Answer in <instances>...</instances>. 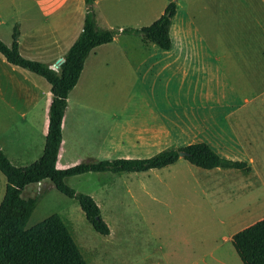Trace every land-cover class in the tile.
Returning <instances> with one entry per match:
<instances>
[{
  "label": "rangeland",
  "instance_id": "rangeland-1",
  "mask_svg": "<svg viewBox=\"0 0 264 264\" xmlns=\"http://www.w3.org/2000/svg\"><path fill=\"white\" fill-rule=\"evenodd\" d=\"M10 1L0 0L4 19L14 17ZM26 1H16L17 8L26 9ZM169 1L177 3L169 29L171 48L143 42L140 35H116L98 52L94 65L87 64L85 73L98 71V79L86 76L69 92L70 108L109 112L134 102L142 112L162 108L169 115L182 113L185 122H192L195 113L224 112L231 115L232 127L226 137L235 139L236 148L246 141L254 146L257 138L260 147L251 153L255 160L247 176L234 170H205L183 157L147 172L71 176L66 184L93 198L110 228L108 235L95 232L77 201L49 180L26 186L24 198L41 195L26 228L61 214L88 264H242L227 238L264 217V54L259 55L264 51V0H98L96 22L101 28L147 26ZM11 25L6 21L0 26V39L6 44ZM122 52L136 62L145 57L146 65L128 69ZM152 86V97L127 100L129 92L143 93ZM206 118L194 124L195 136L188 132L178 139L213 140L216 135L207 129L198 133ZM175 143L169 140L168 147L186 144ZM85 161L78 151L69 166ZM232 173H239L241 187L235 184L238 180H225Z\"/></svg>",
  "mask_w": 264,
  "mask_h": 264
},
{
  "label": "crops",
  "instance_id": "crops-1",
  "mask_svg": "<svg viewBox=\"0 0 264 264\" xmlns=\"http://www.w3.org/2000/svg\"><path fill=\"white\" fill-rule=\"evenodd\" d=\"M16 1L18 0H11L9 3L12 6L10 10L15 13L14 17L4 19L0 15V26L6 21H11V35L15 27L18 30L20 54L23 56L24 53L25 58L47 63L54 68L82 29L84 0H27L25 4L27 8L22 11L17 8ZM97 2L98 0L95 1V5ZM11 35L10 43L4 42L6 45L11 44ZM111 43L113 41L90 51L77 84L86 76L89 80L98 79L100 76L98 71L94 72L91 69L87 74L85 73L87 64L93 66L98 58V52ZM122 54L125 56L128 69L146 65L145 57L143 61L136 62L130 60L127 52ZM262 54L264 51H260L259 55ZM154 90L156 89L152 86L150 89L145 87L143 93L129 92L127 100L134 101L133 96L141 98L143 94L148 99L147 95L152 97ZM51 100L50 84L43 77L8 63L0 54V148L12 162L26 164L41 155L46 139ZM169 116L177 119L173 120ZM230 116L224 112H211L205 116L195 113L191 116L192 122H185L182 113L169 115L166 109L162 108L155 112H142L137 109L134 102L128 108L124 106L122 110L92 112L79 105L70 108L68 94L63 117V140L56 165L58 168L68 167L78 151L86 161H96L114 158H147L169 148V140L176 141L175 144L186 143L174 145V147H183L193 143V140H179L178 137H185L188 132L194 133L195 136L194 124L199 122L200 117H207L203 122L206 124L198 133L207 129L209 134L216 135L213 140L207 142L208 145L219 155L244 161L250 166L255 160L251 153L260 147L259 140L257 138L254 146L246 141L236 148L234 138L228 140L226 137L228 130L232 128ZM2 176L4 175H0V189L6 180ZM69 178L71 177H66L65 182ZM225 180L233 182L238 180L235 184L239 182L241 187L239 173L226 174ZM44 181L37 184H42ZM232 235L227 240H231Z\"/></svg>",
  "mask_w": 264,
  "mask_h": 264
},
{
  "label": "trees",
  "instance_id": "trees-1",
  "mask_svg": "<svg viewBox=\"0 0 264 264\" xmlns=\"http://www.w3.org/2000/svg\"><path fill=\"white\" fill-rule=\"evenodd\" d=\"M95 1L84 0L82 29L63 55L64 61L57 70L47 63L27 59L20 54L16 27L12 32L10 45L0 40V54L5 60L43 77L50 84L52 94L41 155L29 164L16 165L0 148V172L6 179L4 196L0 202V264H88L69 224L61 214H52L26 228L41 196L39 194L24 198L22 193L28 185L49 180L56 190L77 201L95 232L108 235L110 228L102 219L96 202L90 195L68 186L66 177L88 172L137 173L162 169L180 159L179 151L186 153L184 160L205 170L232 169L243 175H249L252 171L246 162L223 157L205 142L189 143L178 148L169 147L147 158L102 159L80 162L65 168L57 167L67 97L77 84L90 51L112 42L120 33L140 35L143 42L154 43L164 50H169L172 46L169 29L177 12L176 1H169L160 16L147 26L119 29L101 28L97 25ZM230 241L242 264H264V217L233 234Z\"/></svg>",
  "mask_w": 264,
  "mask_h": 264
},
{
  "label": "water",
  "instance_id": "water-1",
  "mask_svg": "<svg viewBox=\"0 0 264 264\" xmlns=\"http://www.w3.org/2000/svg\"><path fill=\"white\" fill-rule=\"evenodd\" d=\"M64 61L63 58H60L58 61H57V64L58 66ZM186 155V153L184 151H179V157H184Z\"/></svg>",
  "mask_w": 264,
  "mask_h": 264
},
{
  "label": "built area",
  "instance_id": "built-area-1",
  "mask_svg": "<svg viewBox=\"0 0 264 264\" xmlns=\"http://www.w3.org/2000/svg\"><path fill=\"white\" fill-rule=\"evenodd\" d=\"M58 64L55 65V67L53 69L57 70L58 69Z\"/></svg>",
  "mask_w": 264,
  "mask_h": 264
}]
</instances>
